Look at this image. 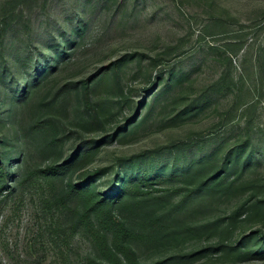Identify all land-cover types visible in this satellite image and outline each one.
Instances as JSON below:
<instances>
[{"label":"rangeland","instance_id":"rangeland-1","mask_svg":"<svg viewBox=\"0 0 264 264\" xmlns=\"http://www.w3.org/2000/svg\"><path fill=\"white\" fill-rule=\"evenodd\" d=\"M0 160V264L104 261L37 240L41 177L4 201L70 160L63 188L148 180L139 262L264 264V0H0Z\"/></svg>","mask_w":264,"mask_h":264},{"label":"trees","instance_id":"trees-1","mask_svg":"<svg viewBox=\"0 0 264 264\" xmlns=\"http://www.w3.org/2000/svg\"><path fill=\"white\" fill-rule=\"evenodd\" d=\"M73 164L74 160H70L44 170L27 171L25 176L15 178L14 187L8 190L4 201L16 193H23L25 185L33 177H41L49 194L41 198L43 221L39 224L37 240L45 248L54 251L57 259L61 257L66 261L68 256H72L75 239L82 236L89 242L91 251L104 260L97 262L88 258L91 264H143L139 262L135 248L141 242H150L154 239L157 233L155 226L131 228L116 212L120 208H131L134 203L131 201L132 196L127 197L125 191L140 194L143 192L140 189L141 185L148 180L143 177L133 179L123 186L122 191L114 195L100 194L89 182L67 185L63 188L61 175ZM7 177V166L0 160V183L2 184ZM75 203L81 208H77ZM151 221L157 223L161 218H154Z\"/></svg>","mask_w":264,"mask_h":264}]
</instances>
